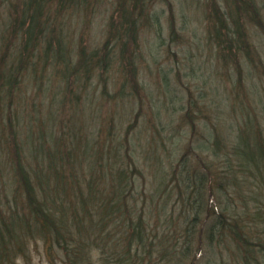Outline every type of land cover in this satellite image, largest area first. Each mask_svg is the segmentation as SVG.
<instances>
[{
  "label": "trees",
  "instance_id": "16d2710c",
  "mask_svg": "<svg viewBox=\"0 0 264 264\" xmlns=\"http://www.w3.org/2000/svg\"><path fill=\"white\" fill-rule=\"evenodd\" d=\"M150 1L114 0L108 34L98 47L76 44L62 24L63 12L77 4L90 13L95 0H21L22 14L20 9L18 22L11 20L9 25L12 38L4 31L0 35L1 252L17 243L22 251L16 252L23 253V241L39 236L49 251H62L68 264H197L201 255L209 260L218 257L220 245L228 246L231 239L239 247L235 256L247 264L261 263L254 249L262 236L256 237L242 222L248 218L259 224L264 206L255 207L254 214L248 203L244 213L230 211L226 199L230 186L246 200L238 172L258 178L259 186H264V129L252 106L242 103V118H235L236 105L232 106L238 127L234 133L233 124L224 122L221 102H212L226 129L216 124L210 143L197 139L185 149L180 143L174 146L167 157L183 150L168 170L160 130H152L145 159L154 186L150 193L144 189L141 203L134 190L136 172L142 171L133 154L137 146L128 134L134 124L122 137L115 128L114 109L107 108L105 114L98 106L86 115L79 111L86 98V106H93L92 80L106 79L115 62L118 72L115 67L113 77L119 84L111 93L104 81V101L114 108L116 98L124 102L130 93L125 92L128 83L120 87V81L128 76L133 87L139 86L140 26L154 18L146 13ZM204 6L209 37L216 40L224 64L228 59L234 63L237 95L243 97L242 62L235 64L234 57L257 63L247 28L253 24L264 34L262 7L258 0H206ZM48 70L56 79L47 76ZM45 82L55 88L49 102L43 96ZM27 83L36 84L30 94L24 88ZM40 97L44 99L39 107L26 106ZM20 103L24 108L17 113L14 109ZM189 106L199 108L191 99ZM189 111L185 118L193 125L196 115ZM22 126L29 128V135L22 137Z\"/></svg>",
  "mask_w": 264,
  "mask_h": 264
},
{
  "label": "rangeland",
  "instance_id": "374dc122",
  "mask_svg": "<svg viewBox=\"0 0 264 264\" xmlns=\"http://www.w3.org/2000/svg\"><path fill=\"white\" fill-rule=\"evenodd\" d=\"M95 1L97 3L90 13L84 7L80 8L77 4H74L70 11H65L63 12L64 15L62 13L59 15H63L64 32L72 37L71 40L76 44L80 41L90 48L92 46L98 47L103 43L108 34L109 19L112 17L115 7L114 0ZM205 1L151 0L146 7V13L147 16H153L154 18L150 20L151 18L148 17L147 19L150 22L143 23L140 26V51L137 56L139 86L133 87L132 80L128 76L125 80L120 81V87L122 82L128 83L125 92L130 93L129 96L126 95L124 102H118L119 100L116 98L117 105L115 108L105 102L101 93L104 88V81L111 93H114V86L117 87L116 82L118 79L114 82L113 77L116 74L115 67L118 72L115 62L114 68L112 67L113 70L106 74V79L96 77L95 82L92 80L95 84L90 86L89 93L94 94L96 97L93 106H86L88 98L85 97L84 102L82 101L85 106L79 108V111L83 110L85 115L88 112L91 113L93 107L96 108L97 106L102 114L107 112V108L114 109L115 128L119 129L122 137L129 125L134 124L133 127H135L128 134L131 135V142L137 146V150L134 149L133 154L137 160V165L142 171V173L136 172L137 185L134 190L136 194H140V203L145 195L144 189L146 193L153 191V176L150 165L147 164L145 159V153L147 138L155 128L160 130L163 138V145L166 150L164 167L167 170L170 169V161L177 160L180 151L185 149L190 141L192 143H195L197 139L206 143L213 141V127L216 128V124L219 126L222 123L220 117H217L216 111L213 110L212 102L215 100L221 102L222 116L225 118L221 117L226 124H228L227 122L233 124L234 133L238 130V127L231 114V108L236 105L235 118H242L243 109L241 110L240 107L243 102H245L244 106L253 107V116L260 117L261 126L264 129V34L257 26L248 25L247 30L257 53L255 66L247 63L242 56L234 57L235 64L238 63L239 65L240 60L242 62L243 86L246 88L245 96L239 97L236 88V78L238 76L236 67L230 59L227 60L228 65L224 64L225 61L219 54L216 40L209 37L211 28H209V21L205 18ZM20 2L21 0H0V35L5 32L4 34L8 33L9 37L12 38L13 28L9 25L11 20L18 22L19 10L21 9ZM258 2L262 7L260 9L264 17V0H258ZM21 14L22 9L20 16ZM171 30H173L174 35ZM114 52L118 55V49L115 46ZM49 75L56 79L52 70H48L47 76ZM48 85L45 82L42 86L43 89L47 87L46 92L43 90V96L47 102L50 101L55 90L52 85H50V90ZM35 87L36 84L35 86L31 84L29 87L28 83L24 85L28 94L32 93ZM130 90L136 94L133 95L134 93L132 94ZM44 98H36V103L31 101V104L29 102L26 106L33 107L34 110L35 107L40 106L41 100ZM190 99L198 103V110L190 108ZM20 108H24L21 103L14 110L18 113ZM46 110H43L42 114H46ZM187 110H190L191 113L193 111L192 114L196 115L193 125L185 118ZM207 111L211 113L212 117L207 114ZM136 113L140 115L136 117ZM205 114H207L209 120H206ZM18 115L20 117L21 113ZM15 116L17 117L16 114ZM153 120L154 125H151ZM24 121L26 123V119ZM220 128L226 129V126L222 123ZM21 131L22 137L25 136L24 134L29 135L30 133L27 126H22ZM193 131L196 132L194 136ZM179 143L183 145V149L181 148L179 152L176 151L177 153L167 157L169 150L172 151L173 147ZM140 144L142 145L140 146ZM207 154L210 153L207 152ZM208 160H211V156ZM229 173L227 172L226 176ZM244 177H247L246 180L243 179ZM238 178L242 180L241 193H243L246 200L241 199L234 189L229 186L228 192L231 196L226 198L230 207L229 210H238L244 213V204L248 203L251 206L250 213L254 214L257 207L259 208L261 204L264 206V186L261 183L259 186L258 178H249L241 172H238ZM169 208L172 209L173 207L170 206ZM242 225L249 232H253L256 237L260 238L262 236V241L256 244L254 249L255 251L258 250L261 263L253 260L252 264H264V219H260L259 224L254 225L246 218V222H242ZM254 235L252 234V236ZM23 242H25L23 253L16 252L19 248L22 251V245H17V243H14L7 252L0 251V264H68L64 260L63 252L59 249L49 251L46 241L42 237L30 236ZM227 244L228 246H225L226 243L220 245L221 254L218 257L213 255L214 258L209 260V256L204 254L198 259L197 264H247L245 258L233 254L237 253L239 248L236 245L237 243L229 239ZM217 250L220 251V249Z\"/></svg>",
  "mask_w": 264,
  "mask_h": 264
}]
</instances>
